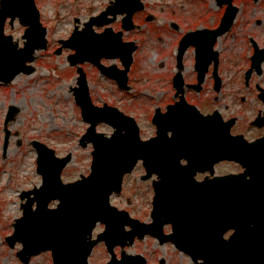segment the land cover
Masks as SVG:
<instances>
[{
	"label": "water",
	"instance_id": "obj_1",
	"mask_svg": "<svg viewBox=\"0 0 264 264\" xmlns=\"http://www.w3.org/2000/svg\"><path fill=\"white\" fill-rule=\"evenodd\" d=\"M36 6L35 0H0V80L6 84L12 82L21 73L31 74L34 68L28 63L35 60L37 50L46 49L48 46L47 29L42 25L40 11ZM135 7L136 4L132 0H116L115 5L109 7L100 17L92 18L83 31L76 26L72 36L66 41H61L63 48L76 51L69 57L71 65L78 66L80 74L78 87L74 88V93L76 102L82 109L84 121L90 124L80 144L84 148L89 143L93 144L92 171L88 177L84 175L81 180L65 184L62 180V172L72 160V154L60 158L56 151L46 144L39 141L32 142L39 155L37 171L43 178V184L40 188L36 187L21 195L22 200L27 199L26 203L22 204L23 216L16 220L15 232L7 239L11 247L17 242L22 243L23 249L19 252V257L25 264H29L33 256L50 250L54 264H89L88 259L94 247L102 241L106 243L112 255V260L108 264H146L142 256L130 257L124 251L122 258L118 260L115 248L119 245L124 249L126 245H132L137 236L141 239L147 234L161 237L162 225L158 221L161 220L164 212L165 194L170 198L166 201L165 207L169 211V218L174 221L179 219L174 209L180 205L184 206L183 219L193 223L207 214L208 205L215 206L216 214L222 211L223 178H217L215 195H210L207 193V185L195 182L194 175L202 165L212 168L216 162L224 159L225 144H214L215 150L212 154L214 160L198 163L194 162V158L200 151H206L208 144H174L181 143L179 136L185 138V141L196 142L205 140L201 137L204 133L209 131L216 133L218 128L211 118L201 117L195 107L186 105L182 97L180 103L170 108L167 116L172 122V128L174 125L173 138H167V141L173 144H160L161 140H164V132L158 120L157 138L142 142L139 140V128L134 118L107 104L104 107L96 106L91 100L87 76L79 64L91 62L100 67L104 74L116 79L120 87L129 89L126 76L133 62L131 54L136 50L134 43L122 42V32L115 34L111 28H107L103 33L97 34L93 26L110 24L116 19L117 14L127 13L122 24L125 29H132L134 27L132 14L140 10L138 3ZM110 14L114 16L113 19H108ZM8 18L11 19V25L18 18L23 27H27L23 35L24 47L21 49L18 42L14 43L12 36H6L4 33L3 29ZM232 22V19L230 21L223 19L224 25L227 23L226 29L230 28ZM224 25L216 31L215 36L210 38L214 39L225 33ZM196 36H201V33H190L181 42L178 52L179 62L191 44L197 47V62L198 64L201 62L205 51L194 39ZM61 52L62 48L57 51L58 54ZM259 53L257 51L252 59L253 66L257 68L261 67L264 60V57L261 59L258 57ZM104 57H120L126 70L104 67L101 63ZM199 70L200 83H202L206 68ZM198 89L200 90L199 86ZM16 113L17 109L10 107L7 122L13 119ZM157 116H160V110H157ZM100 123H107L116 131L111 137L106 136L104 132L98 133L97 126ZM214 140L234 139L220 136ZM257 146L261 151L264 150V144ZM7 147L8 136L4 149L6 150ZM181 155L190 158L188 166L180 165ZM164 156L166 159H162ZM139 159H143L145 165L147 164L149 174L145 179L154 172L159 173L168 182L173 181L171 178L177 176L175 181L180 185H174L172 190L166 193L164 186L156 184L154 223L150 225L139 223L127 212L118 211L110 203L112 194L121 192L125 175L133 171ZM257 165L264 168V152L261 153ZM246 198L249 200L250 195L248 194ZM54 201L59 203L56 208L51 209L50 204ZM35 203L36 208L33 209ZM99 222L107 226L106 230L96 240H92L93 231ZM129 225L132 228L130 232L126 230V226ZM205 231L206 227L202 228L201 238L207 236ZM178 236L179 226L176 224L175 228L174 224V233L168 237V240L175 242ZM176 245H183L184 249L194 257L193 253H208V244L205 242L198 244L184 242ZM259 259L253 261V264H259ZM203 260L204 264L209 263L206 257Z\"/></svg>",
	"mask_w": 264,
	"mask_h": 264
},
{
	"label": "rangeland",
	"instance_id": "obj_2",
	"mask_svg": "<svg viewBox=\"0 0 264 264\" xmlns=\"http://www.w3.org/2000/svg\"><path fill=\"white\" fill-rule=\"evenodd\" d=\"M112 0H36L41 12V21L48 31L49 46L46 50L37 51L36 60L32 63L35 68L30 75L21 74L16 82L9 85L0 82V264H24L18 252L22 245L17 243L15 248H10L6 238L11 236L14 222L23 215L20 195L24 191L39 187L42 176L37 173V153L32 141L38 140L54 148L60 157L69 153L73 159L63 172L66 183L79 180L82 175L87 176L91 171L92 151L80 146V139L86 133L88 124L82 119L80 107L76 104L73 87L77 85V68L70 66L68 57L74 51L64 49L62 54H55L61 47L60 41L68 39L79 20L83 27L91 17L99 15ZM147 4L145 16L153 14L157 21L147 23L143 21V14L137 19L141 23L140 29L127 32L124 39L135 41L138 50L134 54V63L130 71V91L119 89L114 80L103 76L91 64L82 65L87 73L90 89L95 104L102 106L105 103L117 107L127 115L133 116L141 128L143 138L150 137L154 130L150 123L152 113L156 108H162L172 99L166 77L175 73L178 39L180 35L189 30L192 25L204 23L194 21L196 13H217V8L209 0H143ZM260 6L257 4L256 14ZM251 7L246 6L245 12H250ZM264 10L260 19L262 24L255 26L251 17H240L234 30L221 40L223 46V76L225 86L222 94L216 95L208 81L201 94L189 96L191 101L208 111L214 108L222 109L229 114L247 113L253 105V95L249 89H242L239 77H243L249 67L248 38L264 40ZM204 18V17H203ZM186 19V20H184ZM180 22L184 28L174 33L171 30L173 23ZM121 17L112 24L116 30L121 29ZM99 30L98 28H96ZM188 29V30H186ZM7 35L13 36L23 47V34L25 29L18 21L13 26L6 25ZM100 31V30H99ZM263 47V46H262ZM167 53V54H166ZM167 56V57H165ZM194 53L190 51L185 60L187 76L193 75L192 63ZM107 66L118 65L117 60H104ZM161 63L163 67H159ZM239 88L242 91L239 92ZM247 97L245 102L241 97ZM17 108L15 118L8 124L5 123L8 108ZM164 109V108H163ZM98 132L110 135L114 130L108 125L101 124ZM10 132L9 146L4 153L6 133ZM144 169H138L126 177L121 195L112 197V204L119 209L127 210L133 217L147 220L151 209V192L148 191L149 183L141 181ZM56 202L51 207L56 206ZM103 225H98L94 237L102 232ZM118 255L120 248L116 249ZM126 251L131 254H142L150 262L158 257L168 258L164 252L183 261L182 254L175 252L173 247L160 246L150 238L136 241ZM110 255L102 243L96 247L90 258V264H107ZM29 264H53L50 252L34 256Z\"/></svg>",
	"mask_w": 264,
	"mask_h": 264
},
{
	"label": "flooded vegetation",
	"instance_id": "obj_3",
	"mask_svg": "<svg viewBox=\"0 0 264 264\" xmlns=\"http://www.w3.org/2000/svg\"><path fill=\"white\" fill-rule=\"evenodd\" d=\"M143 7L141 11L135 12L133 17L135 29L129 30V32L137 31L140 29L141 23L138 22L137 17L143 14V21L151 23L157 21L158 18L153 14H148L145 16V10L147 9V4L145 1L141 0ZM217 8V13H196L194 15V21H204V23L193 25L186 29L188 30L185 34L180 35L177 45L179 44L184 36L188 32L202 31L201 36H196L194 39L197 40L202 49L205 51L202 56L201 62L198 64L195 52L197 47H189L183 55L181 62L178 59V53L176 55L175 73L173 76L166 77L168 81L169 90L171 91L172 99L169 100L166 105L162 108L165 112L169 105L176 102L177 94L180 96L185 90V97L187 101L193 105L199 107L205 116L218 112L219 116L215 119V126L218 128L216 133L209 131L202 134L205 140L190 142L185 141V138L179 136L178 139L181 143L175 142L174 144H208L206 151H200L194 158V162H203L214 160L213 152L215 150L214 144H225L223 148V153L226 155L224 159L216 163L212 169L208 165H202L196 170L194 178L197 182H206L207 193L210 195H215V186L217 178H223V201L222 211L220 213H215V206H209L206 215H202L200 220L195 223L190 221H185L183 219L182 211L184 209L183 205L176 207L174 210L177 212L179 219L171 220L168 216V210L164 206V212H162V219L164 220V230L166 234L169 235L172 232L174 223L179 226V236L177 237V243H172L171 240L161 242V239H156L151 236L150 238L160 246H171L175 252L182 254L184 258L183 261L177 260L171 252H164L169 259L168 262L166 258L158 257L156 260L149 261L146 257V264H204L203 258H207L209 263L207 264H253V261L259 259V264H264V182L260 178L256 183L253 182L254 178L256 180L257 174L253 172L255 169L254 164L256 160L252 157L254 152L253 144H264L260 139L264 136V62L262 64L261 72L259 73L257 69L254 68L250 77H247V72L252 66V56L256 49L264 48V40L262 43L258 39L253 37L248 38L249 45V67L245 71L243 77H239L240 82H235L234 84H241L242 89H249L250 94L253 95V107L250 108L247 113H236L229 114L222 109L214 108L212 110L205 111L199 105L193 103L189 96L193 94H201L195 91L193 88L196 83H198L199 75L198 71L200 67H207L205 74V81L202 91L205 90L208 81L211 82V89L214 94L215 101L218 99L216 95L222 94L225 86V78L223 76V56L222 51L223 46L221 40L229 35L237 25L240 17H251L254 18V25H261L263 6H260V12L256 14V5L262 4L263 0H209ZM136 4L137 1L132 0ZM251 7L250 12H245L246 6ZM135 7V8H136ZM264 16V13H263ZM204 17V18H203ZM223 19L230 21L233 20L232 26L228 29L227 23L224 25L227 32L215 39L210 38L214 36L216 29H218ZM186 20V19H184ZM171 31L174 33L182 31L180 22L173 23L171 26ZM213 40V45L211 42ZM263 46V47H262ZM178 51V50H177ZM192 51L194 53L192 69L193 75L187 76L185 74L186 66L185 60L187 59V54ZM167 54V53H166ZM167 57V56H165ZM217 63V69L215 68V63ZM164 64L161 63V67ZM179 83V84H178ZM178 84V85H176ZM239 88V92L242 89ZM241 93V92H240ZM245 102L248 100L247 97L243 96L240 101ZM155 111L152 113L150 118L151 126L153 127V134L144 139H151L155 137L157 133L158 126L153 124V117L155 116ZM219 120V121H217ZM161 123V129H163L164 136L163 141L160 144H173L168 143L167 138H173V128L171 127L172 122L167 121V118L159 119ZM168 131L166 132V130ZM221 137H235L234 140H220L215 141V138ZM212 144V145H209ZM165 153V151H163ZM166 159V157H162ZM181 163L187 165L189 159L186 156L181 155L179 158ZM205 169V171H203ZM263 177V176H260ZM160 178V177H159ZM158 179L154 176L153 179L146 182L149 183L148 191L151 192V209L148 213L147 220H144L146 224L152 222V206L154 198L153 182ZM177 186H180L177 182ZM167 191H171V183H165ZM250 195L248 200L247 195ZM210 200H208V203ZM206 227L207 236L201 238L202 228ZM163 240H168L167 237H162ZM184 242L198 244L205 242L208 244V253H193L195 257L188 253L182 244Z\"/></svg>",
	"mask_w": 264,
	"mask_h": 264
},
{
	"label": "bare ground",
	"instance_id": "obj_4",
	"mask_svg": "<svg viewBox=\"0 0 264 264\" xmlns=\"http://www.w3.org/2000/svg\"><path fill=\"white\" fill-rule=\"evenodd\" d=\"M159 67H161V64L160 65H158ZM16 80H17V78H16ZM16 80H14V82H16Z\"/></svg>",
	"mask_w": 264,
	"mask_h": 264
}]
</instances>
